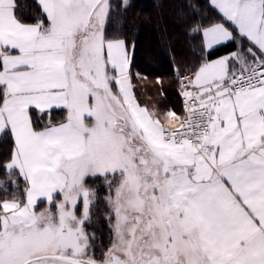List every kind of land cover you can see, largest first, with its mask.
Masks as SVG:
<instances>
[{"label":"snow or ice","instance_id":"6c2138e0","mask_svg":"<svg viewBox=\"0 0 264 264\" xmlns=\"http://www.w3.org/2000/svg\"><path fill=\"white\" fill-rule=\"evenodd\" d=\"M130 6L0 0V264H264V0H189L180 114L138 99Z\"/></svg>","mask_w":264,"mask_h":264},{"label":"trees","instance_id":"16d2710c","mask_svg":"<svg viewBox=\"0 0 264 264\" xmlns=\"http://www.w3.org/2000/svg\"><path fill=\"white\" fill-rule=\"evenodd\" d=\"M20 3L25 15L34 11V0H20ZM188 3L189 0H130L131 6L126 11L120 9L112 18L111 26L123 32L134 46L132 67L139 76H134L133 83L139 101L149 108L182 113L183 101L175 70L196 60L180 23ZM228 51L230 48H221L210 58ZM157 79L162 83L158 84ZM10 149L11 140L0 138V160L7 158Z\"/></svg>","mask_w":264,"mask_h":264},{"label":"built area","instance_id":"2783aa9c","mask_svg":"<svg viewBox=\"0 0 264 264\" xmlns=\"http://www.w3.org/2000/svg\"><path fill=\"white\" fill-rule=\"evenodd\" d=\"M180 88H181V86H180ZM179 91H180V89H179ZM181 98H182V96H181ZM182 101H183V98H182Z\"/></svg>","mask_w":264,"mask_h":264}]
</instances>
